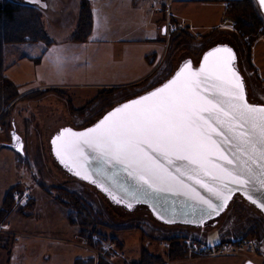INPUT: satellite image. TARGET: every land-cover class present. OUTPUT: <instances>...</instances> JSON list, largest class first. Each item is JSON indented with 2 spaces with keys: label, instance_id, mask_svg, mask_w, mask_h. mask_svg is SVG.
<instances>
[{
  "label": "rangeland",
  "instance_id": "1",
  "mask_svg": "<svg viewBox=\"0 0 264 264\" xmlns=\"http://www.w3.org/2000/svg\"><path fill=\"white\" fill-rule=\"evenodd\" d=\"M40 1L47 3L39 9L53 43L7 45L3 52L4 76L19 97L0 122V264H132L143 252L164 264H264V217L241 197L202 229L166 226L146 208L128 212L70 177L49 143L60 129H85L158 86L181 61L196 65L215 44L234 48L248 100L264 105V35L249 44L223 0H94V40L77 43L79 0ZM155 19L163 30L168 21L175 26L168 39ZM51 84L72 86L44 87ZM12 133L21 138L22 155L11 147ZM215 234L221 246L210 252L205 241ZM174 244L182 258H172Z\"/></svg>",
  "mask_w": 264,
  "mask_h": 264
},
{
  "label": "snow or ice",
  "instance_id": "2",
  "mask_svg": "<svg viewBox=\"0 0 264 264\" xmlns=\"http://www.w3.org/2000/svg\"><path fill=\"white\" fill-rule=\"evenodd\" d=\"M260 2L264 4V0ZM233 59L230 49H215L204 58L199 71L185 69L163 87L108 113L87 132L65 129L72 138L53 140L54 145L61 140L57 155L62 162L67 159L83 168L79 162L87 160L90 150L110 165H122L129 176L153 192H175L178 185L185 186L169 170L175 157L186 161L183 170L176 167L180 176L194 180L225 204L231 192L228 183L244 188L249 184L244 177H255L256 170L264 188V106L246 102L243 82L230 67ZM228 146L247 154L243 166L235 165L225 154ZM218 160L224 164L216 163ZM201 174L218 184L210 186ZM200 202L213 213L220 207L203 197ZM260 206L264 208V202Z\"/></svg>",
  "mask_w": 264,
  "mask_h": 264
},
{
  "label": "water",
  "instance_id": "3",
  "mask_svg": "<svg viewBox=\"0 0 264 264\" xmlns=\"http://www.w3.org/2000/svg\"><path fill=\"white\" fill-rule=\"evenodd\" d=\"M254 1L264 18V4H261L260 0ZM23 2L29 6H43L40 0H24ZM225 47L230 49L233 54L234 59L230 67L240 76L243 82L246 102L249 105L257 107L264 106L261 104L251 103L248 100L245 82L237 66V55L234 48L229 44H215L203 52L196 65L193 64L191 59L181 61L172 75L164 82L134 98L114 106L91 126L82 130H75L69 127L60 129L58 133L52 136L49 142L53 159L70 177L95 188L112 205L122 207L128 212L133 211L137 207H144L157 222L166 226H183L194 229H202L208 223L215 222L223 213H225L230 203L236 196L241 197L246 203L254 207L264 217V208L260 206L261 203L264 202V188H261L260 186L261 177L259 175V170H256V175L253 178H248L247 176L244 177L249 179V184L244 188H241L234 183H228V189H231V192L228 193L229 198L225 204L222 199L218 200L214 193L207 191L205 188L201 187L200 184L195 183L194 180H189L186 176H180V174L176 172V167L179 166L181 170H183L186 165V161H178L175 157L172 158L173 164L168 165L169 170L173 175L177 176L179 180L183 181V185L185 186L181 187L178 185L175 192L167 190L153 192L146 185L142 186L136 181V179L129 176L128 171H126L122 165H110L106 163L103 158L98 157L96 153H92L90 150L86 151L87 160L85 161L84 159H81L79 162L83 165V168L74 165L67 159H64L62 162L61 157L57 155L55 150L59 147L61 140H57V143L55 145L53 144V140L58 136H61V139L65 141L72 138L68 134L64 133L65 129H69L72 133L76 134L85 133L94 128L108 113L124 104L131 103L132 101L163 87L169 81L174 79L178 73L184 71L185 69L190 71H199V69L204 66V58L208 56L209 53L213 52L215 49H223ZM219 55L222 56L223 53H220ZM222 99L227 100V97H222ZM11 140V147L18 154L22 155L23 143L21 138L17 134L12 133ZM225 154L230 159H233L234 164L237 166H243V162L248 158L247 154L235 152V150L230 146L226 147ZM215 162L218 164H224L222 160ZM224 166L230 168L233 167L230 165ZM77 171H80L81 175H76L75 173ZM85 174L87 175V178H84ZM200 178L210 186H216L218 184V182L212 180L210 176H203L201 174ZM225 191L227 192V189ZM200 197H203L205 200L210 201L214 205L220 206L218 207V211L213 213L211 209H208L206 204L200 202ZM253 200H255L256 203H253ZM128 204L132 205L131 209L126 206ZM245 264L252 263L247 261Z\"/></svg>",
  "mask_w": 264,
  "mask_h": 264
},
{
  "label": "trees",
  "instance_id": "4",
  "mask_svg": "<svg viewBox=\"0 0 264 264\" xmlns=\"http://www.w3.org/2000/svg\"><path fill=\"white\" fill-rule=\"evenodd\" d=\"M223 2L228 6L225 12L234 22L235 29L249 44L264 35V18L254 0H223ZM78 8L77 26L72 34V40L83 43L90 36L93 17L88 0H79ZM27 43H42L46 46L53 43L45 30L43 13L34 6L12 0H0V122L3 124L10 117L11 108L19 97L17 86L4 76V47ZM9 197L12 198L10 191L7 194V198ZM9 204L12 205V199ZM172 247L178 249L172 254L173 259L184 256L185 252L181 253L177 245L174 244ZM75 264H92V260L86 262L78 260ZM132 264H164V262L161 257L143 252L140 260Z\"/></svg>",
  "mask_w": 264,
  "mask_h": 264
},
{
  "label": "crops",
  "instance_id": "5",
  "mask_svg": "<svg viewBox=\"0 0 264 264\" xmlns=\"http://www.w3.org/2000/svg\"><path fill=\"white\" fill-rule=\"evenodd\" d=\"M99 1V3L100 4H104L105 5V0H98ZM75 2V1H74ZM90 2V6H91V10H92V17H93V26H92V30H91V33H90V36H89V38H88V40H94L93 39V37H94V34H95V32H96V23H95V10H99V9H96V7H95V4H94V0H90L89 1ZM42 4H43V6H39V5H35V6H37L38 8H40V9H43V11H45L44 9L46 8V6H47V3H45V2H42ZM77 5H78V3H76ZM76 5V6H77ZM78 7V6H77ZM65 10V9H64ZM42 11V10H41ZM65 12V11H64ZM42 13H44V12H42ZM68 14V13H67ZM70 14V13H69ZM45 15V14H44ZM64 16H66V15H64ZM71 17H72V14H71ZM161 22V20H158V19H155V23H156V26H157V30H158V32L161 34V36L165 39V36H164V30H163V26L161 27L160 25H159V23ZM116 32L114 33H111V34H109V37H110V39L112 40V41H115L116 40V38H114V37H116ZM150 73H151V71H149V72H146L141 78H140V80L141 79H143L144 80V78L145 77H149L150 76ZM152 75V74H151ZM146 79V78H145ZM72 85H56V84H51V85H46V86H44V87H48V88H54V87H71ZM102 88H106V87H110V88H113V85H100ZM44 87H42V88H44Z\"/></svg>",
  "mask_w": 264,
  "mask_h": 264
},
{
  "label": "built area",
  "instance_id": "6",
  "mask_svg": "<svg viewBox=\"0 0 264 264\" xmlns=\"http://www.w3.org/2000/svg\"><path fill=\"white\" fill-rule=\"evenodd\" d=\"M36 8H38L37 6H34ZM39 9V8H38ZM40 10V9H39ZM166 26L164 28V36L168 39L170 37V35L176 30L175 29V26L173 24H170L169 21L166 23ZM217 236V242H215L214 244L212 243H209L210 242V238L212 237H209V241H205L206 243V249H208L210 252L213 251V249H219V247L221 246V241H220V238L217 234H215ZM214 235V236H215ZM241 242L237 243L238 245H240ZM195 250V249H194ZM227 251V250H226ZM226 251H223V252H226ZM227 255V254H226Z\"/></svg>",
  "mask_w": 264,
  "mask_h": 264
},
{
  "label": "bare ground",
  "instance_id": "7",
  "mask_svg": "<svg viewBox=\"0 0 264 264\" xmlns=\"http://www.w3.org/2000/svg\"><path fill=\"white\" fill-rule=\"evenodd\" d=\"M215 242H217V238L215 236L211 237L209 243H211V244L213 243L214 244Z\"/></svg>",
  "mask_w": 264,
  "mask_h": 264
},
{
  "label": "flooded vegetation",
  "instance_id": "8",
  "mask_svg": "<svg viewBox=\"0 0 264 264\" xmlns=\"http://www.w3.org/2000/svg\"><path fill=\"white\" fill-rule=\"evenodd\" d=\"M247 261H245L243 264H245ZM249 262H251V261H249ZM252 264H255V263H253V262H251Z\"/></svg>",
  "mask_w": 264,
  "mask_h": 264
}]
</instances>
